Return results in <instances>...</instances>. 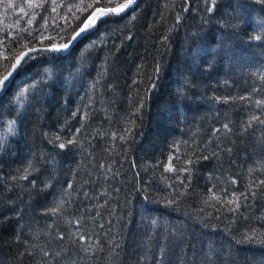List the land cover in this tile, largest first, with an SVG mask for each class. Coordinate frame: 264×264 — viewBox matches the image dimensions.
Returning a JSON list of instances; mask_svg holds the SVG:
<instances>
[{"label": "trees", "instance_id": "16d2710c", "mask_svg": "<svg viewBox=\"0 0 264 264\" xmlns=\"http://www.w3.org/2000/svg\"><path fill=\"white\" fill-rule=\"evenodd\" d=\"M7 2L0 3V78L12 51L27 43H15L27 37L21 29L35 30L41 16L64 27L61 17H67V39L78 23L66 6L72 0H57L56 12L52 0L35 9L23 0L6 8ZM21 6L36 16L33 24ZM210 6L205 0H139L131 11L102 18L69 52H41L18 70L0 94V264H40L41 248L72 247L69 234L78 227L104 245L99 264H203L213 253V264H264V245L241 242L252 229L257 238L264 235V193L236 215L203 204L209 175L222 187L233 178L243 185L264 179V172L248 171L264 164V127L245 130L251 115H261L255 101L264 100V39H250L264 37V3L217 0L208 13ZM81 125L82 147L56 146L57 134L68 139L69 129ZM126 128L132 129L126 142L112 139ZM177 145L181 165L188 154L209 158L191 165V195L170 203L173 189L166 185L175 175L164 167L170 156L177 166ZM29 161L35 171L13 179L24 175ZM61 199L60 214L45 215ZM96 211L101 217L93 220ZM113 238L121 245L118 254L109 246Z\"/></svg>", "mask_w": 264, "mask_h": 264}, {"label": "snow or ice", "instance_id": "6c2138e0", "mask_svg": "<svg viewBox=\"0 0 264 264\" xmlns=\"http://www.w3.org/2000/svg\"><path fill=\"white\" fill-rule=\"evenodd\" d=\"M23 2L26 3L27 7L31 9L44 7L43 0H23ZM205 2L210 3L211 5L210 7H207L206 11L208 13H212L216 7L217 0H205ZM0 3H3V0H0ZM134 3L135 0H126V2L115 4H113L112 0H104L103 5L101 6L100 0H91V2H86V0H78V2L77 0H72L70 6H66L68 7L69 14L74 20L78 21V23L75 25V27L72 28L73 34H71L67 39L65 38L64 33L67 32L68 27L72 26L71 21L68 20L67 17H61L65 20L64 27H60L59 21L55 20V18H53V24L49 25L48 19L44 16H41L40 19L43 21V24L39 25L35 30L29 31L28 29H21L22 32H27V37L20 36L15 40V43L20 44L21 41L25 40L27 41V43H25L22 46L21 50H19L18 52L13 50L12 54L7 58L8 65L4 69L5 74H3L2 78H0V91H3L7 87V82L11 77H13L14 72L26 66L41 52L60 53L66 51L77 40V38L81 37L82 34H86L88 30L94 28L102 18L107 16L119 15ZM261 3H264V0H261ZM52 4V12H56L57 7L59 6L57 4V0H52ZM4 6L6 8H13L16 5L14 3V0H9V2L5 3ZM89 10H91L90 14L87 15L84 19H81V16H83L85 12H89ZM185 11H187V9H185ZM20 13L24 16H29V14L25 11V8L22 6L20 7ZM77 13H79V15H77ZM179 19L180 17L177 16V21H179ZM35 20L36 16L31 15L27 19L26 23L28 25H31ZM46 32L49 33V35L45 36ZM53 32L55 33V35L51 34ZM45 39H48L49 41H51V43L49 45L37 48L36 44L40 43L41 45H43V41ZM250 39L259 41L264 39V37H262L261 35H256L254 37H250ZM29 44H31V47H28ZM24 48H27V50H23ZM13 59L15 61L14 63L12 62ZM260 79L262 82H264V75H262ZM239 99L246 100L247 97L241 96ZM224 102L227 103L228 98H225ZM255 105L257 108L261 109V115H251L247 121L245 130H247L248 128H253L254 125L264 127V118H262V116H264V100H256ZM142 106L143 104L141 103L140 107ZM136 111L138 112L139 108H137ZM73 115L75 116L76 113H73ZM132 123H134V121ZM82 128L83 125H81V127L75 128L74 130L69 129L70 138L68 139H61V136L57 134L55 137V141H59V143L56 146L61 150L68 148V146L70 145H77L82 147L79 139ZM222 128L229 132L231 131L229 124L227 123H225ZM7 129L9 134H14L15 121L8 122ZM131 131V128H126L123 130V134H120L119 136L117 135V133H112V139H119L122 142H126ZM215 131L218 132L220 131V129H216ZM49 142L53 143L54 141ZM175 148V159L178 162L177 166L172 165L173 156H170L168 165L164 167L165 172L172 171L175 175L173 183L166 185L168 188L173 189L171 198L169 200L170 203H174L177 199L191 195V193L188 192L192 180L191 165H193L196 160H207L209 158L208 155H203L197 156L196 160H193L192 154H188L184 159L183 164L181 165L179 164V145L175 146ZM194 151H202V149H196ZM211 155L215 156L217 155V153L212 152ZM100 168H104V165L101 164ZM29 170L35 171L31 161L28 162L27 168L24 170V175L13 177V179L26 180L28 176L31 175V171ZM248 171L250 174L254 171L264 172V164H261L259 168H249ZM107 172H112V168L110 166L107 168ZM115 174L118 175V173ZM181 174H186V176L182 178ZM207 179L210 182L211 186L207 190L208 196L203 200V204L205 205V207H212L218 213L227 212L236 215L240 213L242 207H249V202L251 200H255L258 193H264V179H261L259 177L249 180L246 185L240 184L237 179L233 178L227 182V187H222L219 183H216L214 181V177L211 175H209ZM31 184L33 185V187H35V180H32ZM67 187L71 189L72 185L68 184ZM101 195H104V193H101ZM65 203L66 201H64L63 199L59 200L54 207L48 209L45 212V215H59L61 210L64 208ZM104 204L107 205L108 201L105 200ZM102 206L103 205H101V207ZM203 210L204 209L202 208L201 211ZM110 214L114 215V213ZM209 215H211V213H209ZM99 217H101V213L99 211H96L92 219L95 220ZM225 218L230 219L231 217ZM74 223L79 225L81 223V220L78 218L74 221ZM108 223L111 224V221H108ZM152 224L155 225L156 221H152ZM99 227L103 229L104 224H100ZM109 231H111V229H109ZM92 235L93 234L91 232L81 233L78 227L76 232L69 234V236L73 238L72 247L65 248L61 243L60 250L58 251L45 250L41 248L40 252L42 253V261L40 262V264H87L88 261H94L95 264H99V254L103 252L104 245L101 243L99 238H97L95 242H93ZM105 235H107V233H105ZM258 235L259 234L256 232V230L252 229L250 235L248 233L242 234L241 242L264 245V235H260V238H257ZM65 238L66 237L64 233H59L56 236V239L61 242H63ZM109 246L111 247L112 252L118 254L117 250L121 247L120 243L116 242L113 238V240L109 242ZM21 255H23V253ZM201 255L204 254L201 253ZM214 256L215 253L204 256L203 264H213Z\"/></svg>", "mask_w": 264, "mask_h": 264}, {"label": "water", "instance_id": "95a60500", "mask_svg": "<svg viewBox=\"0 0 264 264\" xmlns=\"http://www.w3.org/2000/svg\"><path fill=\"white\" fill-rule=\"evenodd\" d=\"M138 2H139V0H136L135 1V3L133 4V5H131L128 9H126L124 12H122V13H125V12H128V11H131V10H133L136 6H137V4H138ZM83 35V34H82ZM82 35H81V37H82ZM81 37H79V38H77V40L71 45V47L69 48V49H67L66 51H63V52H60V53H66V52H69V50L81 39ZM18 71H16V72H14V74H13V77H11V79H10V81L7 83V87L5 88V89H7L10 85H11V83H12V81L14 80V77H15V75H16V73H17ZM4 89V90H5ZM3 90V91H4ZM1 92L2 91H0V94H1Z\"/></svg>", "mask_w": 264, "mask_h": 264}]
</instances>
